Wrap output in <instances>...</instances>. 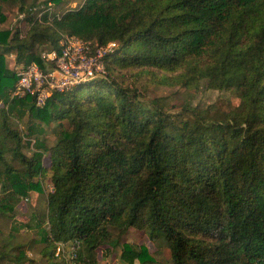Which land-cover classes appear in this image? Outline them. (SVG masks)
I'll use <instances>...</instances> for the list:
<instances>
[{"label":"trees","instance_id":"trees-1","mask_svg":"<svg viewBox=\"0 0 264 264\" xmlns=\"http://www.w3.org/2000/svg\"><path fill=\"white\" fill-rule=\"evenodd\" d=\"M17 1L32 21L30 10L40 7ZM44 3L60 9L64 2ZM62 35L118 46L104 59L105 76L54 92L42 108L31 95L11 99L18 77L0 54L7 108L0 109V215L10 217L20 198L42 191L34 179L46 174L48 152V264H65L53 260L69 241L80 247L75 264H98L86 251L117 248L132 228L163 239L173 264H264V0H86L60 19L36 20L24 39L0 30V47L16 51L18 64L44 68L35 45L59 49ZM129 67L199 73L209 88L240 93L245 108L217 122L195 109L193 119L174 120L114 77ZM11 117H28L26 134L13 129ZM52 122L59 129L49 148L42 136ZM24 137L35 139L31 157ZM25 228L32 225L14 222L12 231ZM121 246L127 264L153 261L145 246ZM5 254L0 250V264Z\"/></svg>","mask_w":264,"mask_h":264},{"label":"rangeland","instance_id":"rangeland-1","mask_svg":"<svg viewBox=\"0 0 264 264\" xmlns=\"http://www.w3.org/2000/svg\"><path fill=\"white\" fill-rule=\"evenodd\" d=\"M46 1L51 0H27V8L33 4L40 7L38 10L43 9V7L46 8L47 6H44ZM85 1L63 0L64 3L60 6V9L54 3L52 4L55 7V12L62 17L68 11L80 9ZM3 6L7 20L0 23V30H11L13 34L18 32L20 38L24 39L33 25L29 20L22 21L19 19V15L22 13L19 10L20 3L17 0H7L6 3H3ZM55 12H53V15L48 14L49 17H56ZM34 48L40 55L55 49V47L43 43L36 44ZM0 54L5 56L6 66L10 70L15 71L22 64L17 63L16 51L0 47ZM205 60L209 59L205 58ZM114 77L122 81L125 86L136 91L140 101L161 107L177 121L187 118L193 119L192 114L195 109L208 120L217 122L231 111H243L246 105L240 93L234 90L209 88L207 80L200 79L199 73L187 69L167 73L155 68L129 67L118 70ZM184 82H191L190 87H185ZM5 106L0 107V109L4 108L6 110ZM9 122L13 129L18 130L21 135L27 133L28 117L23 120L11 117ZM58 124V122H52L50 125H44L45 134L42 138L49 148L57 142ZM24 140L23 152L27 157H31L35 151V139L32 138L31 143H28L26 138ZM7 146L9 151H12L15 148L14 140L9 139ZM50 165V155L46 152L43 158V167L47 169V172L45 175H40L34 179L35 183H40L42 191H31L27 198H20L15 212L10 217L0 215V250L6 253L5 264L18 262L16 257L20 255V252L23 253L24 257L20 259L18 264H48L49 255L46 256L45 253L49 246L44 238L45 232L49 229L47 218L48 195L54 192ZM14 222H17V224H30L32 228H25L19 234H16L12 231ZM37 223H41L42 227L40 229L36 226ZM126 242L137 248L145 246L149 249L153 261L145 264H173L170 250L163 239L152 241L145 232L135 228L129 230L119 247L112 248L104 245L93 252L87 250L86 254L89 258L97 259L98 264H127L121 260V245ZM59 245L64 247L65 252L59 257L55 254V260L53 261L75 264L76 254L80 248L76 242L69 241ZM136 264L141 263L136 262Z\"/></svg>","mask_w":264,"mask_h":264},{"label":"built area","instance_id":"built-area-1","mask_svg":"<svg viewBox=\"0 0 264 264\" xmlns=\"http://www.w3.org/2000/svg\"><path fill=\"white\" fill-rule=\"evenodd\" d=\"M55 7L52 3L43 9H31L33 23L44 15H53ZM56 18L60 15L55 12ZM28 15L20 13L19 19L26 21ZM117 43L111 42L105 47H96L94 43L82 40L77 36L62 35L59 49H52L42 56L45 67L37 63L21 64L15 69L18 82L11 94V99L23 98L27 95L35 97L36 105L44 107L54 92H71L77 87L86 85L107 74L105 57L115 51ZM0 107H4L0 103ZM59 245L56 255L64 253Z\"/></svg>","mask_w":264,"mask_h":264}]
</instances>
